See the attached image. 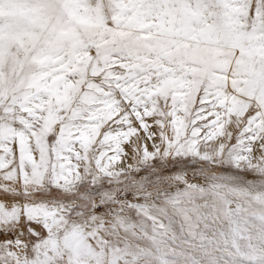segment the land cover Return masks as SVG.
<instances>
[{
	"label": "snow or ice",
	"instance_id": "1",
	"mask_svg": "<svg viewBox=\"0 0 264 264\" xmlns=\"http://www.w3.org/2000/svg\"><path fill=\"white\" fill-rule=\"evenodd\" d=\"M0 264H264V0H0Z\"/></svg>",
	"mask_w": 264,
	"mask_h": 264
}]
</instances>
